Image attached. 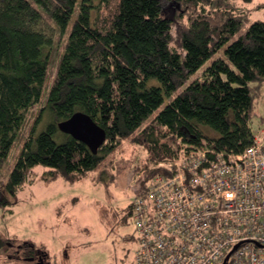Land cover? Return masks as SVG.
Instances as JSON below:
<instances>
[{"label": "trees", "instance_id": "1", "mask_svg": "<svg viewBox=\"0 0 264 264\" xmlns=\"http://www.w3.org/2000/svg\"><path fill=\"white\" fill-rule=\"evenodd\" d=\"M76 3L0 0V167L27 112L45 99L22 143L6 191L16 194L38 165L48 168L46 182L59 178L78 182L100 169L127 141L146 154L139 167L126 163L127 169L144 176L136 198L189 150L228 156L251 145L255 91L264 82V21H255L240 33L249 11L237 0H80L77 7ZM168 3L174 7L171 14L166 13ZM64 35L54 82L44 93L51 51ZM220 50L225 60L214 59L188 83ZM78 111L105 131L96 154L57 129V123ZM46 115L48 124L36 133ZM112 178L102 169L91 180ZM132 202L122 211L119 224L132 216ZM132 239L136 241L135 236L125 237ZM0 257L36 264L37 257L43 262L46 252L30 241L19 244L0 235Z\"/></svg>", "mask_w": 264, "mask_h": 264}, {"label": "rangeland", "instance_id": "2", "mask_svg": "<svg viewBox=\"0 0 264 264\" xmlns=\"http://www.w3.org/2000/svg\"><path fill=\"white\" fill-rule=\"evenodd\" d=\"M76 1L77 7L80 0ZM237 1L238 5L249 11L240 33L251 23L264 21V0H251L247 3ZM259 5L261 7H257ZM165 8L167 14L174 12V7L169 3L165 4ZM238 35H234L230 42ZM64 42L65 35L51 51L44 93L48 92L54 82ZM217 58L225 60L223 50L206 61L188 83L198 79L201 71ZM44 100L27 112L24 126L0 167V235L12 238L19 244L30 241L36 248L45 251L43 262L37 257L36 264H133L137 243L134 239L125 240V237H134L133 221L131 216L126 217V224H119V220L123 216L122 211L134 200L137 187L144 177L126 167L127 161H132L131 167L142 165L146 154L140 147L124 142L100 169L74 183L60 178L46 182L43 175L48 168L38 165L32 169L27 181L16 194L6 191L5 185L22 143L35 126L37 112ZM45 117L36 125V133L48 124L49 117ZM250 127L255 135L264 130V82L255 91ZM102 169L113 176L111 181L96 183L91 180L97 179ZM0 264L28 263L0 257Z\"/></svg>", "mask_w": 264, "mask_h": 264}, {"label": "built area", "instance_id": "3", "mask_svg": "<svg viewBox=\"0 0 264 264\" xmlns=\"http://www.w3.org/2000/svg\"><path fill=\"white\" fill-rule=\"evenodd\" d=\"M209 153L189 150L133 200V264H264V130Z\"/></svg>", "mask_w": 264, "mask_h": 264}, {"label": "water", "instance_id": "4", "mask_svg": "<svg viewBox=\"0 0 264 264\" xmlns=\"http://www.w3.org/2000/svg\"><path fill=\"white\" fill-rule=\"evenodd\" d=\"M57 129L83 143L92 154L97 153L106 139L105 131L88 115L79 111L73 113L68 119L57 123ZM29 260L32 261V259Z\"/></svg>", "mask_w": 264, "mask_h": 264}, {"label": "crops", "instance_id": "5", "mask_svg": "<svg viewBox=\"0 0 264 264\" xmlns=\"http://www.w3.org/2000/svg\"><path fill=\"white\" fill-rule=\"evenodd\" d=\"M9 204V203H8Z\"/></svg>", "mask_w": 264, "mask_h": 264}]
</instances>
